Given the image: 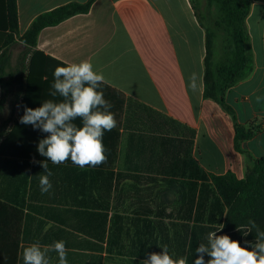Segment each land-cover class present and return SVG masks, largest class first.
Wrapping results in <instances>:
<instances>
[{"label": "crops", "instance_id": "crops-1", "mask_svg": "<svg viewBox=\"0 0 264 264\" xmlns=\"http://www.w3.org/2000/svg\"><path fill=\"white\" fill-rule=\"evenodd\" d=\"M86 1L16 0L19 35L41 13ZM245 25L253 71L224 97L239 124L257 129L239 150L232 116L203 97L205 31L190 0H94L88 13L40 32L36 48L53 69L34 81L26 106L61 100L49 95L55 68L88 60L105 77L101 90L117 126L103 137L107 163L81 168L70 160L49 161L52 188L46 193L39 179L47 173L33 163L47 159L37 151L46 133L25 125L15 149L9 146L13 153L0 156V201L22 212L16 264H23L30 244L60 240L68 264H140L161 246L193 264L199 229L215 227L218 218L202 171L205 180V174L226 173L244 179L254 160L264 157V0H251ZM12 47L13 67L19 54ZM192 73L196 92L189 87ZM24 88L2 117L11 108L18 119ZM47 256L59 264L56 252Z\"/></svg>", "mask_w": 264, "mask_h": 264}, {"label": "trees", "instance_id": "trees-1", "mask_svg": "<svg viewBox=\"0 0 264 264\" xmlns=\"http://www.w3.org/2000/svg\"><path fill=\"white\" fill-rule=\"evenodd\" d=\"M190 1L198 17L196 5L193 0ZM93 2L94 0L83 3L71 2L41 13L32 21L29 28L19 35L16 0H0V137H3L0 141V156L13 153L9 152V146L12 145L15 149V140L25 128V125L19 122L24 110L18 119H14L15 109L10 108L8 117L1 119L6 104L9 103L11 107L15 105L19 95L16 91L24 85L21 107L26 105L33 97L31 88L34 81L47 79L46 72L53 69L48 64V61H51L50 57L36 48L40 32L70 17L88 13ZM207 5L213 17V25L216 27L214 29H221L222 36L217 46V36L213 28L205 27L199 20L205 31L206 49L203 97L218 103L232 116L235 130L234 145L239 150L240 143L251 139L257 129L239 124L224 97L228 90L248 78L253 71V55L245 25L251 0H207ZM213 6L216 14L212 12ZM17 43L24 48L12 67L11 47ZM218 53L221 54L219 62L216 59ZM23 78L24 84L21 83ZM120 106L123 111V97ZM203 177L202 171V183L211 185L215 197L214 209L218 218L215 227L202 225L199 229V242L207 244L208 233L217 231L221 227L220 224H223V229L218 231L217 235L227 234L239 241L242 246H249L246 241L254 243L256 229L245 234L249 230L250 219L255 220L259 229L264 231V157L254 160L247 168L244 179H237L231 173L205 174L207 180ZM205 203L206 201L202 200V210L207 211L208 202ZM210 204L212 206L213 202ZM21 221L22 212L19 209L0 201V264H16Z\"/></svg>", "mask_w": 264, "mask_h": 264}, {"label": "clouds", "instance_id": "clouds-1", "mask_svg": "<svg viewBox=\"0 0 264 264\" xmlns=\"http://www.w3.org/2000/svg\"><path fill=\"white\" fill-rule=\"evenodd\" d=\"M253 7L256 4H252ZM54 82L49 95L62 99L55 101L46 99L41 106L30 108L24 105V114L19 122L31 125L47 135L40 139L37 151L44 161H35L46 175H41L39 186L42 193L52 188L48 171V162L62 164L71 161L78 167H97L107 163L106 148L103 144L105 132L117 126L115 113L110 111L113 105L105 99L101 85L105 77L97 72L92 63L82 60L79 63H68L57 66L53 73ZM197 74L189 77V87L198 90ZM79 120L78 125L75 121ZM248 232L256 229L255 242L246 241L249 246H242L229 235H217L224 227L211 231L207 235V244L200 243L195 250L196 258L193 264H264V231H261L255 220H249ZM238 230V229H237ZM239 231V230H238ZM162 252L147 254L140 264H188L185 257L174 259L167 246H161ZM49 251L58 254L59 264H68L65 242L54 241L53 244L41 247L32 243L22 252L23 264H50L47 256ZM205 254L209 257L205 260Z\"/></svg>", "mask_w": 264, "mask_h": 264}, {"label": "rangeland", "instance_id": "rangeland-1", "mask_svg": "<svg viewBox=\"0 0 264 264\" xmlns=\"http://www.w3.org/2000/svg\"><path fill=\"white\" fill-rule=\"evenodd\" d=\"M193 1H194L195 5H196V8H197V13H198L199 20L202 22L203 25H205V27H207L209 29L213 28V31H215L214 33L217 36L216 43H217V46H218L220 44V39H221L220 36H222V33L220 31L221 29L220 30L219 29H214L216 27L213 25V17L211 15L210 11H209V7L207 5V0H193ZM212 8H213V10H212L213 14H216L217 11L214 9L215 7L213 6ZM22 47L23 46L21 44H19V43L14 45L12 47L13 55L14 56L18 55L21 52ZM220 56H221L220 53H218V56H216V59H217L218 62L220 61V58H219ZM7 115H5V116H7ZM5 116L3 118H1V119L3 120L4 118L8 117V116L7 117H5ZM0 139H1V137H0ZM2 162H4V161L2 159H0V163H2Z\"/></svg>", "mask_w": 264, "mask_h": 264}]
</instances>
